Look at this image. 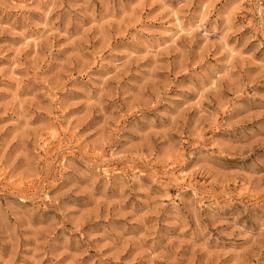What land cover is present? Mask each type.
<instances>
[{"label": "clouds", "instance_id": "obj_1", "mask_svg": "<svg viewBox=\"0 0 264 264\" xmlns=\"http://www.w3.org/2000/svg\"><path fill=\"white\" fill-rule=\"evenodd\" d=\"M97 2L99 10L94 0H35L34 10L41 13L35 27L43 31L38 38L33 33L31 42L69 36L75 25L84 33L78 39L87 43L92 29L85 25L115 14V0ZM120 3L123 9L124 0ZM193 3L185 0L177 9L166 0L133 4L141 13L163 5L168 19L159 28L150 19L130 23L136 29L130 38L134 50L99 62L100 69L109 64L115 70L111 75L101 78L81 69V84L71 60L62 63L54 75L65 74L61 88L76 81L72 88L85 96L78 101L82 115L66 118L67 107L75 105L62 106L56 89L46 106L34 110L30 99L0 113L14 116L17 158L28 162L10 180L0 167V264H197L198 256L200 264H264V123L248 128L243 120H232L222 99L231 93L233 106L243 107L235 101L257 82L247 78L246 67L255 66L264 80V55L256 58L264 50V0H200L202 9L185 11ZM21 7L16 0H0V36L23 37L32 27L19 13L5 22L6 13ZM60 9L67 17L63 31ZM18 21L24 31H17ZM95 27L105 34L103 24ZM68 42L75 46L72 58L84 60L87 49L77 40ZM28 46L5 51L0 45V59L16 53L13 74L0 70V78L15 81L17 91L27 77L14 69H24L19 56ZM143 61L149 64L142 71ZM170 63L188 77L179 90L195 94V101L178 105L181 96L170 94ZM258 95L253 91L249 98ZM89 120L91 131L68 134ZM61 124L62 131L54 132ZM6 127L0 125V134ZM3 160L0 153V164ZM50 182H64V190L50 195ZM73 192L82 200H64ZM84 205L91 210L79 212ZM129 248L135 255L121 261Z\"/></svg>", "mask_w": 264, "mask_h": 264}, {"label": "rangeland", "instance_id": "obj_2", "mask_svg": "<svg viewBox=\"0 0 264 264\" xmlns=\"http://www.w3.org/2000/svg\"><path fill=\"white\" fill-rule=\"evenodd\" d=\"M18 5H23V7L16 10L10 11L4 15L5 22L10 21V17L17 15L18 13L25 16L27 21L32 27L25 32L23 37L12 36L5 34L0 36V45L5 46V51L8 48L18 49L21 44L27 42L29 46L26 49H23L19 56V63L24 64V69L15 68L14 74L21 77H27L26 83L20 87V90L17 91L16 82L12 80H5L0 78V113L7 112L9 106L19 105L21 101H28L31 99L33 109L37 107L46 106V101L49 100L50 95L52 94L53 89H56L55 95L59 96L63 102L62 106L67 107L69 105H75V107H67V111L64 112L66 118H71L74 115H82L83 104H79L78 101L85 99L83 93L72 88V83L76 81H69L63 84L61 88V82L66 79L64 73L60 74V77L57 78L54 73L58 71L64 61L71 60V69L73 75L77 80H80L79 72L81 69H86L89 75H95L103 78L104 76L111 75L115 70L109 65L105 64L104 69L99 68L100 60H114L116 58H124L128 52L134 50L133 45L130 42L131 36L135 33V28L129 27L130 23H133L137 17L140 22L143 23L146 19H150L152 25L156 28L161 26V21L167 22L168 13L163 11V5L154 4L151 8L145 7L143 13L139 9L133 10V4L138 3L139 0H132V4L128 3V0H124L125 7L121 8L120 0H115L113 5L115 14L112 17H105L103 20H98L86 24V27H90L92 30L88 33L87 43L83 39H78L83 37V29H78L75 25L68 29L69 36H50L48 41H41L40 44H33L31 41L33 39V33L38 34L43 31L41 28L35 27L39 22L41 13L34 10L35 0H33V5L29 6V0H16ZM83 0H76V4L82 3ZM96 3L97 10L100 9V4L97 0H94ZM148 0H145L147 5ZM166 3L172 8H180L185 0H166ZM76 6L75 4L73 5ZM51 7L50 4L47 5L43 10L47 11V8ZM65 7H68V4H65ZM219 8L220 5H217ZM202 9L200 0H194L192 8L185 9V11L191 13L196 10ZM3 9H0V12H3ZM63 9H60V19L57 21L58 25L61 26V31L64 30V24L66 23L67 17L63 15ZM125 12H128L129 15H125ZM56 13L50 17V19H55ZM99 22L104 25V35H101V29L96 28L95 24ZM20 27L17 28V31H24V26L21 21L17 22ZM140 25L137 24L136 27ZM77 40V42L84 48L87 49L85 59L82 61H75L72 58V52L75 51V46L69 44V39ZM251 48V45L249 46ZM15 51H8L7 55L0 59V70H3V75L10 76L13 74L14 62L12 57L15 55ZM264 55V50L261 53L256 54V58L260 59ZM34 57H40L39 61L33 59ZM175 60L174 57L171 58ZM91 60L92 65L89 66L87 61ZM193 60L192 53L189 54V61ZM148 61H143L140 64L141 70L145 69V66L148 65ZM27 69V71H25ZM68 70V65H65V71ZM245 72L247 73V78L249 80L255 79L257 82L250 84L246 89V92L249 95L243 96L235 101L236 104H240L242 108H236L233 106V99L231 93H227L222 97V99L228 101L225 105L227 109H231V119L232 120H243L244 124L248 128H253L257 124L264 123V80L259 78V70L252 66L251 68L246 67ZM168 80L166 83L171 85V95L181 96V100L176 101L178 105H183L188 101H195L197 99L196 95L187 92L180 91L179 85L182 81H187L188 77L179 72V65L177 63H170L168 72ZM80 83L83 84V80H80ZM126 83V81L122 82ZM226 91V89H225ZM253 91L260 93L254 99H250V95ZM13 93L18 99L14 100ZM39 101V105L37 104ZM43 113H36L38 118ZM59 115V112H54L53 116ZM14 116L12 113L6 115H0V125H7L4 132L0 134V153L3 154L4 160L0 167H3L7 171V175L4 176V180H10L15 176H19L24 172V169L28 167V162L24 157L17 158V148L18 141H13V136L16 134L17 126L12 123ZM95 116H93V120ZM189 119H191V113H189ZM221 119H228L227 115H222ZM35 122V119H34ZM92 125V120H89L88 124H85L83 128H71L69 129V135L73 137L80 136L84 133L85 129L91 131L89 127ZM65 125L61 124L60 128L53 129V131H62ZM240 127V125H237ZM220 133H217L219 135ZM44 135H49L45 133ZM9 142L11 144L9 145ZM3 147H7V152H3ZM43 155V153H41ZM15 160V163L12 161ZM41 163H44L41 161ZM49 180L52 181V177H49ZM2 183V182H0ZM64 182L60 183H48L46 188L50 190L49 194L54 195L59 191H63L64 187L61 185ZM70 186V185H65ZM64 200H82L81 197H76L73 193H69L68 196L64 197ZM63 202V200H62ZM90 206L84 205L79 208V212H89ZM104 210L101 209L100 214L103 215ZM87 225L85 230H87ZM159 238V237H157ZM8 250L6 249V252ZM184 253V249H181V254ZM10 254V253H9ZM135 254L132 252L131 248L123 254L121 261L130 260ZM197 264H200V257L197 258ZM44 264H48V261L45 260ZM140 264V262H138Z\"/></svg>", "mask_w": 264, "mask_h": 264}]
</instances>
